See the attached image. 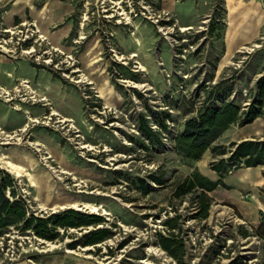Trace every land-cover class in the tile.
<instances>
[{"label":"rangeland","instance_id":"rangeland-1","mask_svg":"<svg viewBox=\"0 0 264 264\" xmlns=\"http://www.w3.org/2000/svg\"><path fill=\"white\" fill-rule=\"evenodd\" d=\"M77 3L75 36L61 48L47 39L37 42L34 61L24 58L49 67V73L63 79L53 75L55 81L47 75L38 81L50 99L34 88L37 98L45 97L49 104L35 102L41 115H34V123L29 122L13 139H6L9 132L0 128V149L25 152L24 160L13 153L9 157L24 165L35 186L28 175L3 169L1 160L0 168L14 178L29 213L47 217L75 209L100 215L114 235L96 246L71 249L67 244L88 229L61 230L64 238L54 242L12 229L0 236V264H177L156 244L155 237L159 231L166 233L163 222L176 216L183 227L187 263L264 264L263 241L243 235L253 233L264 213V167L229 172L224 179L228 187L210 192L214 200L209 215L200 220L195 218L198 209L193 194L177 197L174 193L194 169L217 180L210 164L220 158L207 152L199 162L187 160L173 151L170 139L193 115L184 113L188 101L200 106L203 92L200 99L196 94L201 86L231 78L232 98L237 93L242 106L250 103L242 99L264 70V22L255 35L248 32L249 41L241 46L247 49L233 48L225 54L214 48L213 37L220 29L213 34L207 31L222 0H196V24L187 29L179 26L172 11L161 7V0ZM24 22L26 28L33 23ZM235 26L230 20L228 38L234 36ZM3 29L0 26V36ZM135 39L140 43L135 44ZM7 104L11 105L0 98V117L7 114L6 122L11 117V121H22L23 115L13 113ZM165 111L172 118L167 121L169 133L162 137L164 146L143 149L139 140L148 141L138 130L139 117L145 115L156 128L152 114ZM246 140L264 142L262 118L246 127L232 126L218 144L229 147ZM151 175L162 176L164 183L157 184ZM139 179L146 183V192L138 188ZM81 201L101 209L91 212L82 206L70 207ZM216 206L229 208L241 222L223 216L212 220Z\"/></svg>","mask_w":264,"mask_h":264},{"label":"trees","instance_id":"trees-1","mask_svg":"<svg viewBox=\"0 0 264 264\" xmlns=\"http://www.w3.org/2000/svg\"><path fill=\"white\" fill-rule=\"evenodd\" d=\"M224 18V8L221 6L219 11L211 15V23L207 29L211 34L220 29L221 32H216L213 37L218 45H221L225 30ZM77 26L78 20H76V28ZM221 50L223 52L224 48L222 47ZM34 66L51 71L44 65L34 63ZM53 75L63 80L57 74ZM230 79L220 80L212 86H201L196 94V98L200 99L201 91L203 92L204 98L200 106L196 107L197 103L194 100L188 101L189 107L184 113L185 115L193 113V115L186 119L182 129L170 138L173 151L187 160L199 162L207 152H211L214 159L220 158L210 164L211 170L218 176L217 180H212L194 169L191 175L179 184L174 193L177 197L193 194V203L198 209L195 218L200 220L206 219L209 215V209L214 200L210 192L220 186L228 187L224 179L229 172L242 167H264V142L246 140L240 143L232 142L229 147L218 144L222 135L232 126L246 127L258 118L264 120V70L257 78L254 87L249 89L248 95L242 99L250 100L246 106L238 102L241 95L236 93L232 98L233 88L229 82ZM152 116H154L156 128L151 126V121L143 114L138 121V130L147 139L148 144L144 140H139L138 143L145 150L163 147L162 137L170 130L167 122L172 118L170 112H160ZM133 140L136 139L132 138ZM262 177L264 180V171ZM150 178L157 184L164 183L162 176L151 175ZM138 188L146 192V183L141 179L138 181ZM261 190L264 192V186ZM179 219V216H176L167 218L163 222L166 233L159 231L155 234L156 244L177 264H189L185 261L187 250L182 238L183 227ZM105 221L100 215L75 209H67L47 217L29 213L27 200L18 192L14 178L9 172L0 168V236L16 229L19 233H32L44 241L54 242L64 238L65 234H62L61 230L67 232L71 228L80 229V231L88 229L87 232L67 244L68 248L75 249L79 245L96 246L112 237L114 232L104 226ZM243 235L245 237L256 236L264 243V213L260 214L258 225L253 233L244 232ZM99 251L100 248L96 250V252ZM239 263V261L231 262V264Z\"/></svg>","mask_w":264,"mask_h":264},{"label":"crops","instance_id":"crops-1","mask_svg":"<svg viewBox=\"0 0 264 264\" xmlns=\"http://www.w3.org/2000/svg\"><path fill=\"white\" fill-rule=\"evenodd\" d=\"M78 1L82 0H0V26L1 28L13 27L29 19L37 23L41 33L52 46L61 48L65 46V43H68L71 35L77 30L75 19L77 15L75 13L78 8ZM182 1L161 0V7L172 11L177 17L179 26L187 29L196 24L198 11L194 6L196 0ZM221 6L224 8L226 28L221 45L216 44L215 50L218 51L223 47L225 54H227L228 50L245 46V43L249 41L250 34L248 35V32L256 34L259 25L264 22V0H222ZM230 20H233L236 29L234 36L231 35L228 38L227 31ZM259 20H261V23H259ZM247 26H251V28H247ZM34 69H37L35 73ZM47 75L53 78V75L46 69L35 67L34 62L24 58L13 59L0 54V86L13 89L19 81L28 80L31 87L39 91L40 95L48 97L44 91V84H39L41 79L47 77ZM53 80L55 79L53 78ZM7 105L13 113L23 115V120L20 122L11 121V117L6 122L7 114H4L0 117V128L4 132L11 133L26 129L30 124L29 118H34V115L39 116L42 113L40 108H34V104L23 101L16 100L11 105ZM13 105L20 108H14ZM32 136L34 137V132ZM1 153H5L8 157L11 153L17 154L22 160L26 156L25 152L22 153L19 149H0V155ZM22 160L20 161L23 162ZM22 166L24 167V165ZM213 173L216 174L214 171Z\"/></svg>","mask_w":264,"mask_h":264},{"label":"built area","instance_id":"built-area-1","mask_svg":"<svg viewBox=\"0 0 264 264\" xmlns=\"http://www.w3.org/2000/svg\"><path fill=\"white\" fill-rule=\"evenodd\" d=\"M20 25L3 29L0 36V54L6 55L13 59H33L35 44L37 42L46 41V37L39 33V30L36 29L34 22L30 23L27 28L25 27V22L21 23ZM0 98L10 104H12L16 98H18V101H28L31 104H34L38 101L49 104L45 97L40 99L37 98V94L31 87V84L28 80L19 81L13 89H7L3 86H0ZM13 107L20 108L17 105H13ZM29 121L34 123V118L30 117ZM15 137L16 132L5 134L6 139H13ZM16 140H19V138Z\"/></svg>","mask_w":264,"mask_h":264},{"label":"bare ground","instance_id":"bare-ground-1","mask_svg":"<svg viewBox=\"0 0 264 264\" xmlns=\"http://www.w3.org/2000/svg\"><path fill=\"white\" fill-rule=\"evenodd\" d=\"M132 37L134 39L136 37V33H134L132 35ZM135 41H136L135 44H139L140 43V41L138 43V39H135ZM241 48L242 49H247L246 47H241ZM248 49H250V48L248 47ZM132 55L136 56L137 54H136V52H132ZM145 85L136 84L135 86L144 87ZM23 130H25V128ZM0 160H1L2 165H3L2 168L7 169L11 173H17L19 176L28 175L29 179L31 181V185L35 186V182H34V179H33L32 175L27 172L25 167H23L22 165L17 164L16 162L12 161L5 153H1ZM77 206H82V207H85V208H89L91 212H98L101 209V206L93 205V204H90V203H87V202H82V201L70 205V207H72V208H77ZM220 216L226 217L227 219L231 220L232 222H241V220L239 218H237L232 213V211L229 208H227V207H219V206L214 207L213 208V212H212V216H211L212 220L215 219L216 217L219 218ZM158 251H160V250H158Z\"/></svg>","mask_w":264,"mask_h":264}]
</instances>
